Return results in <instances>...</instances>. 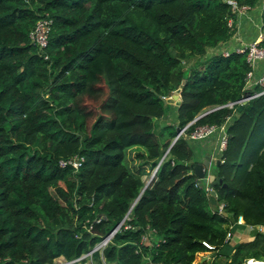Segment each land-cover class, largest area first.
I'll return each mask as SVG.
<instances>
[{
	"label": "trees",
	"instance_id": "16d2710c",
	"mask_svg": "<svg viewBox=\"0 0 264 264\" xmlns=\"http://www.w3.org/2000/svg\"><path fill=\"white\" fill-rule=\"evenodd\" d=\"M229 1L261 5L0 0V264H53L59 257L84 264H194L207 251L202 241L215 247V256L195 264L264 256L257 229L264 226V94L232 116L215 196L193 173L200 162L191 141L180 136L172 143L177 128L207 111L187 131L220 125L232 113L221 106L252 94L244 89L245 54L206 56L236 30ZM43 18L52 24L40 50L29 33ZM105 84L110 94L102 98ZM180 87L175 122L156 128L154 120L172 106L162 97ZM87 100H98L101 113ZM74 155L83 157L77 171L59 165ZM158 164L141 193L146 167ZM129 210V220L89 255ZM241 225L252 227V240L227 250L226 236ZM147 229L155 238L143 242Z\"/></svg>",
	"mask_w": 264,
	"mask_h": 264
},
{
	"label": "built area",
	"instance_id": "2783aa9c",
	"mask_svg": "<svg viewBox=\"0 0 264 264\" xmlns=\"http://www.w3.org/2000/svg\"><path fill=\"white\" fill-rule=\"evenodd\" d=\"M229 4L232 5V9L234 13H238L237 18V26L236 30H238V27L240 28V24L242 23L243 19H245L244 23H253L255 26V33L256 35L253 36L251 40H248L246 42L240 41V44L236 47H232L231 49H226V52L221 53L223 56H228L231 52H236L239 54H245L246 62L249 66V69L246 72L245 75V85L244 89L247 92H252L250 95H243L240 99L235 101H230L224 104L221 107H227L232 110V113L228 115L224 122H222L220 125L218 124H204V125H198L194 127L190 132L187 131L186 125L181 129L179 134L177 135V138L180 136L188 138L191 142L193 141H204L206 139H215L217 141V145L214 148L215 151H217L219 154H221L222 151H224L228 144V138L229 135L227 133V128L229 123L231 122L232 116L236 115V109L239 105L244 104L247 100H249L252 97L259 96L261 94H264V46L260 45V42L264 38V23H263V17L262 12L264 9V4H261L260 6L256 8H251L249 6H242L238 7L235 2L229 1ZM250 10V11H249ZM246 11H249V14L246 13ZM238 20H240L238 22ZM52 20L49 18H43L39 19L33 29L29 33V39L32 44L38 47V49H44L47 46L48 43V37L49 32L51 29ZM230 25V24H229ZM235 30V32H236ZM258 87L257 90H252V87ZM191 125V124H190ZM220 160V159H219ZM222 161V160H220ZM83 162V157L74 155L71 157H68L66 159H61L59 161V165L61 167H70L74 171H77L81 163ZM206 190L209 193L210 187H207ZM223 207L224 204L220 203L217 206V210L219 213H223ZM129 215V213H128ZM128 215H126L122 222L118 224V227L115 231H111L108 236H106L101 242H99L94 248L96 250H101L107 242L114 236V234L119 230V228L124 224L126 220H129ZM101 217H98L95 219V221H99ZM239 222H241L239 220ZM252 229L251 226H248ZM125 228H129L128 225H125ZM88 230L91 229V226L87 227ZM154 232L150 229H147V231L143 234L141 241L146 242L150 241L152 239V235ZM110 237L108 240L107 238ZM232 239V234L227 235L225 238V241L229 242ZM202 244L207 249V253L213 252L214 246L206 241H202ZM91 254V252L89 253ZM203 254V253H201ZM202 256V255H201ZM210 256L207 255L206 259H209ZM153 264H176L173 262L170 263H163V262H154ZM243 264H264V260H258L255 258H247L243 262Z\"/></svg>",
	"mask_w": 264,
	"mask_h": 264
},
{
	"label": "rangeland",
	"instance_id": "374dc122",
	"mask_svg": "<svg viewBox=\"0 0 264 264\" xmlns=\"http://www.w3.org/2000/svg\"><path fill=\"white\" fill-rule=\"evenodd\" d=\"M259 4H264V0H260ZM249 11H246V13L249 14ZM237 16H238V13L236 14V18H238ZM243 20L245 21V19H243ZM239 21L240 20H238V22ZM263 23H264V18H263ZM236 26H237V24L235 23V28H236ZM263 30H264V27H263ZM228 43H229V45L228 44H221L216 49H212L213 51H212L211 54H213V53L214 54H217L219 52L224 53V52H226V49H231L232 47H236L237 45H239V43L237 42V40H235L234 42H232V40H229ZM232 44H234V45L232 47H230ZM209 53H210V50L208 51V53L206 54V56H208ZM204 58L205 57H203L202 60ZM257 89L258 88L255 87V86L252 87V90L253 91L254 90H257ZM109 94H110V88L107 86V84H105L104 85V94H103V97L102 98H105ZM98 102H99L98 100H95V101L87 100L88 106L90 108H92V110L94 111L95 115L101 113V111L98 110V104H99ZM173 107L175 108L174 105H172V106L169 107V111H168V113H166L167 115L165 117L158 118V119H155L154 120V123L156 125V128H160L162 126V124H164L166 122H169V123L170 122H175L174 114H173V116L170 115L171 112H172V110H173V112H175L174 109H173ZM214 141L216 143L218 141V139L217 140H214ZM212 146H213L212 143H209V142H206V141H193V142H191V147H192V150H193V160L194 161H197V162H202L203 159H204V157L206 155H208V153H212L213 152ZM133 151H131L130 154H127V156H126V159H127L126 163H128V164L131 163V160L134 161L132 159V158H134V152ZM213 166H214V163L211 164V168H210L211 170L212 169L214 170ZM146 168H147L148 172H147V174L145 176H143L144 182H147L149 180V178L151 177V175H152V173L154 171V170H151L149 166H147ZM243 228H244L243 225H241L239 227L238 226L235 227L234 230H233V234H234V232H237L238 230H243ZM260 232L264 234V226L262 227V229H261ZM249 234H251V233H249ZM253 234H254V232H253ZM231 243L229 244L230 246H227L226 247L227 250H230L231 249V245H233ZM97 246H99V245H97ZM221 251H224V250L222 249ZM224 253L225 254H228L229 252L226 251ZM85 256H87V255H85ZM81 258H84V256L81 257ZM200 258H202V257L200 255H197L195 261L197 262ZM255 258L260 259V260H264V256H256L255 255ZM53 264H84V263H79V259L78 260H75V261L68 262V261H65L62 257H59V258H57L54 261ZM85 264H92L91 259L90 260L88 259ZM102 264H104V263H102Z\"/></svg>",
	"mask_w": 264,
	"mask_h": 264
},
{
	"label": "water",
	"instance_id": "95a60500",
	"mask_svg": "<svg viewBox=\"0 0 264 264\" xmlns=\"http://www.w3.org/2000/svg\"><path fill=\"white\" fill-rule=\"evenodd\" d=\"M180 91H181V87L178 88V89H176L174 91V93L170 97H168V98L162 97L163 102L165 104L166 103H170V104L175 105V106L178 105L180 103V99H179ZM243 105L244 104L239 105L238 106V110H241L243 108ZM209 112L210 111H207V112H204V113L200 114L194 120H192V122H190L189 125L192 124V123H194L195 121H197L198 119H200L201 117H203L204 115H206ZM180 131H181V129L180 128H177V135L179 134ZM176 139H177V136L174 138V140H173L172 143H174ZM167 152H168V150L166 151V153ZM165 154L163 155V157L161 158V160L164 158ZM211 158H212L211 155L208 154V155H206L204 157V159H203L202 162L196 163L194 165V167H193V173H194V175L197 177V179L199 181H201L204 185H207V186L210 187L211 190H209V194L212 195V196H215V192L213 190V187L215 185L222 184V178H220L218 175H216L214 173H211V174H208V172L206 173V170L209 171V169L211 168V164H212V159ZM161 160H160L159 164L161 163ZM159 164L155 167V169H154L151 177L149 178V180L147 182H145V185L143 186V189H142L141 193L143 192V190L148 186V184L152 180V178H153V176L155 174V171L157 170ZM219 164H220V160H216L215 166H219ZM138 198H139V196H138ZM137 199L135 201H137ZM134 203L132 204V206L134 205ZM129 212H130V210L128 211V213ZM128 213L126 215H128ZM117 227H118V225L113 229V231H115ZM257 229H260V226H257ZM109 238L110 237H108L107 240ZM95 249L96 248H93V250L91 251V253L94 252ZM84 257H86V256H84ZM204 259H206V258H204Z\"/></svg>",
	"mask_w": 264,
	"mask_h": 264
},
{
	"label": "crops",
	"instance_id": "0c3cea01",
	"mask_svg": "<svg viewBox=\"0 0 264 264\" xmlns=\"http://www.w3.org/2000/svg\"><path fill=\"white\" fill-rule=\"evenodd\" d=\"M256 29H255V26L253 23L249 22V23H244V20L242 21V23L240 24V28L238 27V30H236V32H234L232 38L230 40H232V42H234L235 40H237V42L240 44V41H243V42H246L248 40H251L253 38V36L256 35L255 33ZM235 38V39H234ZM229 45V43H227ZM234 44H232L230 47H232ZM212 49L210 50V53L208 54V56L212 53ZM208 53V52H207ZM175 106V105H174ZM174 111L172 110L171 114L173 116L174 114V118H175V115H176V106L175 108L173 107ZM166 123H169V122H166ZM215 139H206L204 141L206 142H209V143H212V150L213 152L212 153H208L211 155V159H212V163H214V166H215V162L216 160H219V153L217 151L214 150V148L216 147L217 145V142L215 143L214 141ZM213 166V167H214ZM208 172V174H211V173H214L216 174V166L214 167V170L212 169H209V171L206 170V173ZM206 188L209 187L207 185H205ZM215 202L211 201V205L212 207L214 208V204ZM243 230H238L237 232H234V234H232V239L229 241L231 244H235L236 242H240V241H250L252 240L253 238V234H252V229L248 226H243ZM263 226H260V229H258L259 231H261ZM251 233V234H249ZM155 238V234L152 235V239L154 240ZM202 258H200L198 261H202V260H205L204 258L207 257V255H209L210 257H213L215 256V253L214 252H204L203 254H199ZM197 261V262H198ZM196 261L194 262L197 263Z\"/></svg>",
	"mask_w": 264,
	"mask_h": 264
},
{
	"label": "clouds",
	"instance_id": "9594fccd",
	"mask_svg": "<svg viewBox=\"0 0 264 264\" xmlns=\"http://www.w3.org/2000/svg\"><path fill=\"white\" fill-rule=\"evenodd\" d=\"M221 162V161H220ZM201 182V181H200Z\"/></svg>",
	"mask_w": 264,
	"mask_h": 264
}]
</instances>
